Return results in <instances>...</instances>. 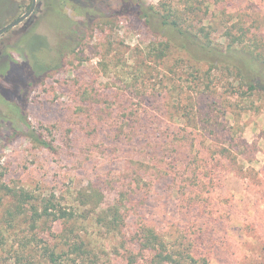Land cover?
<instances>
[{"label":"trees","instance_id":"1","mask_svg":"<svg viewBox=\"0 0 264 264\" xmlns=\"http://www.w3.org/2000/svg\"><path fill=\"white\" fill-rule=\"evenodd\" d=\"M65 1L83 21L75 23L61 10L54 12V20H63L61 28L67 24L66 30L83 41L98 21L134 16L144 20L162 38L151 44L149 57L153 62L169 64L168 73H188L193 84L194 80L208 79L216 71L235 94L264 95V0H255L260 7L250 16L246 9L227 8L236 3L243 6L245 0H230L225 9L212 14L208 24L193 8L169 7L160 13L135 0ZM213 1H208V7L220 3ZM114 3L117 8H113ZM209 14L206 12V16ZM220 23L225 33L217 39L215 35L221 28L216 24ZM44 51L42 59L35 58L32 63L26 60L24 64L11 62L2 66L0 120H17L32 89L63 68L62 56L57 51L51 49L48 54ZM158 80L161 84L173 81L161 74L154 80L142 77L145 86L147 83L157 86ZM176 83L167 88L168 92L158 88L144 91L140 98L146 106L140 109L126 106L134 97L130 81L118 89L114 100L120 105L110 111L101 102V95L84 92L83 117L89 120L98 117L99 130L110 126L112 144L102 156L90 155L89 163L82 162L94 172V178L86 186L62 198L52 194L42 202H33L26 208L28 212L24 205L32 196L20 195L14 211L9 213L10 219H0V245L6 247L10 232L17 226L14 212L30 213L32 237L17 240L19 247L27 250H15L16 264L211 263L205 219L211 215L213 199L205 196L217 191V183L226 177L225 165L229 169L238 158L226 155V150L220 158H210L204 148L209 132L213 130L215 137L223 135L231 121L214 120L213 105H220L219 101L206 96L203 90L186 97L182 84ZM189 99L194 102L191 109L185 103ZM228 113L231 112H223L224 116ZM22 121L35 146L51 153L56 151L54 142L38 133L26 118ZM198 133L205 140H198ZM90 146L85 144L86 148ZM116 165L119 169L112 168ZM170 203H177L178 209L171 215L162 209ZM60 227L61 231L56 233L55 229ZM97 238L101 239L100 244ZM13 250L14 247L10 251Z\"/></svg>","mask_w":264,"mask_h":264},{"label":"rangeland","instance_id":"2","mask_svg":"<svg viewBox=\"0 0 264 264\" xmlns=\"http://www.w3.org/2000/svg\"><path fill=\"white\" fill-rule=\"evenodd\" d=\"M135 1L160 13L169 7L180 10L193 8L201 14V19L205 18V24L209 23L212 14L219 13L227 7L225 3L230 2L219 0V4L208 7L209 0ZM245 1L243 6L236 3L227 8L231 11L246 9L250 16L260 7L258 1ZM31 2L0 0V28L16 16L25 15ZM37 3L40 4L37 24L47 22L49 27L36 25L29 33V39L27 36L19 39L20 36L15 35L22 25L3 34L0 37V46L4 44L0 47V70L11 62L24 64L26 60L32 63L35 58L42 59L43 51L48 54L51 49L62 56L64 66L32 89L17 120H0V219H10L9 213L14 211V203L20 195L25 198L28 194L32 196L24 205L26 209L33 202H42L52 194L58 198L67 196L68 192L86 186L90 178H94V172H90L82 162L89 163L87 159L90 155L102 156L106 147L112 144L113 135L110 126L99 130L98 117H93V120L83 117L81 107L84 92L101 95V102L108 105L110 111L120 105L114 100L118 89L130 81V91L134 97L126 106L140 109L146 106L140 98L144 91L158 88L168 92L167 88L177 82V86L182 84L186 97L203 90L206 96L219 101L220 105H213L214 120L231 121L225 134L215 137L213 130L209 132L204 148L206 154L210 158H220L224 154L222 151L226 150V155L238 158L233 166L229 164V169L225 165L226 177L217 183V191L205 196L213 199L211 215L205 219L209 231L207 244L211 249L210 264H264V95L245 97L243 93L235 94L216 71H212L214 73L208 79L194 80L193 84H190L192 76L188 73H168L169 64L165 66L153 62L149 57L151 44L162 38L149 29L142 19L130 16L98 21L83 41L73 31L66 30L67 24L61 28L63 20H54V12L61 10L73 22L83 21L74 7L65 0H37ZM117 7L118 4L114 3L113 8ZM206 12L210 13L209 16H206ZM217 25L221 28L215 35L218 39L224 35L225 27L223 23ZM38 28L45 33L43 37L35 36ZM186 71L193 73L188 69ZM159 74L173 79L172 83L166 80L161 84L158 80L157 86L156 83L145 86L143 76L154 80ZM220 97L224 106H221ZM198 102L197 98L196 106ZM185 103L191 109L194 102L189 99ZM224 110L231 113L224 116ZM24 118L44 138L54 142L55 152L51 153L31 142L29 129L22 121ZM231 139L234 140L232 143ZM198 140H205L201 133H198ZM85 144L91 146L86 148ZM95 160L99 162L98 158ZM112 168L119 169V166ZM162 209L171 215L178 211L177 203L164 204ZM29 216L30 213L24 211L18 215L14 212L15 219L18 218L17 226L10 232L9 244L6 247L0 245V264H16L13 259L15 250H27L21 249L17 240L32 237ZM61 229L56 228L55 232L59 233ZM97 240L99 244L102 242L100 238Z\"/></svg>","mask_w":264,"mask_h":264},{"label":"flooded vegetation","instance_id":"3","mask_svg":"<svg viewBox=\"0 0 264 264\" xmlns=\"http://www.w3.org/2000/svg\"><path fill=\"white\" fill-rule=\"evenodd\" d=\"M39 11H40V4H38L37 1L35 3H33V0H32L31 6L25 15L20 16V17L16 16L15 17L16 20L14 22H12V23H10L11 21L9 22L10 24H13V23L17 22L18 20H20L22 17L26 16V18L19 25L16 26V27H18V26L22 25L21 29L18 32H16V34H15L17 37L20 36L19 39L26 38V36H28L29 33H31L32 29L37 27L36 25H39L38 27H41V28L42 27H44V28L49 27V23H47V22H46V24L42 23V22H41L42 24L41 23L37 24V13H39ZM10 24H8V25H10ZM8 25H6V26H8ZM16 27H14V28H16ZM41 28H38L36 30L35 36L43 37V35H45V33L43 34V32L41 31ZM10 30H12V29H10ZM2 46H4V44H1L0 47H2ZM0 55H2L1 51H0ZM1 107L2 106L0 105V109H1Z\"/></svg>","mask_w":264,"mask_h":264},{"label":"water","instance_id":"4","mask_svg":"<svg viewBox=\"0 0 264 264\" xmlns=\"http://www.w3.org/2000/svg\"><path fill=\"white\" fill-rule=\"evenodd\" d=\"M37 0H33V3H35ZM26 18V16L22 17L20 20H18L17 22L10 24L8 26H5L3 28L0 29V36H2L4 33H6L7 31H9L10 29H13L14 27H16L17 25H19L24 19Z\"/></svg>","mask_w":264,"mask_h":264}]
</instances>
